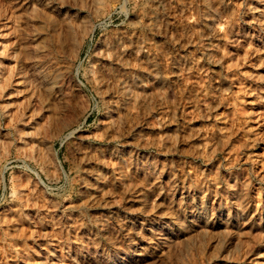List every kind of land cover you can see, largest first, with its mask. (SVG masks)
Here are the masks:
<instances>
[{
	"label": "rangeland",
	"instance_id": "1",
	"mask_svg": "<svg viewBox=\"0 0 264 264\" xmlns=\"http://www.w3.org/2000/svg\"><path fill=\"white\" fill-rule=\"evenodd\" d=\"M261 8L0 0V264H257Z\"/></svg>",
	"mask_w": 264,
	"mask_h": 264
},
{
	"label": "bare ground",
	"instance_id": "2",
	"mask_svg": "<svg viewBox=\"0 0 264 264\" xmlns=\"http://www.w3.org/2000/svg\"><path fill=\"white\" fill-rule=\"evenodd\" d=\"M262 9V8H261ZM50 10V9H49ZM262 10H264V9H262ZM212 12V11H211ZM263 12V11H262ZM262 14V13H261ZM42 15L43 16H45V18H47L52 24H54V23H57V20H56V18H53V17H51L50 15H47L46 14V11L45 12H43L42 13ZM264 15V13L262 14V16ZM27 18H28V16H27ZM263 19H264V16H263ZM15 21V20H14ZM59 22V21H58ZM59 25V24H58ZM213 25V24H212ZM31 30V29H30ZM213 30V29H212ZM65 34V33H64ZM237 40V39H236ZM4 43V42H3ZM22 43V42H21ZM27 48V47H26ZM263 50V49H262ZM231 52V51H230ZM27 55V54H26ZM22 56H23V54H22ZM259 57V56H258ZM257 58V57H256ZM261 58V57H260ZM259 58V61L262 59H260ZM25 61V60H24ZM258 61V60H257ZM15 64V63H14ZM258 64V63H257ZM261 65V64H260ZM14 69V68H13ZM11 71V70H10ZM11 73V72H10ZM9 73V74H10ZM12 74V73H11ZM10 78V77H9ZM33 84V83H32ZM108 199V198H107ZM193 214V213H192ZM196 215V214H195ZM221 222H223V221H221ZM204 223H206V220H205V222ZM146 226V225H145ZM184 228V226L183 227H178V229H176V231L175 232H179L180 230H182ZM207 228V227H206ZM158 229V228H157ZM263 230V241H264V228L262 229ZM169 231V230H168ZM145 233H147L146 231H145ZM173 233H174V231H173ZM173 233H171L170 231L169 232H165V230H161V229H158V231H157V234L159 235V237L157 238L161 243H165V244H167V246H171V243L173 242L172 240L174 239H172V235H174ZM176 233V234H177ZM181 234V233H180ZM179 234V235H180ZM173 237H176V236H173ZM227 241V240H226ZM186 243V242H185ZM213 243H214V245H215V247H220L221 246V243L223 244V240H222V237L221 236H219V235H217V236H215L214 237V240H213ZM187 244V243H186ZM185 246V245H184ZM217 249H219V248H217ZM177 250V249H176ZM264 252V251H263ZM178 254V253H177ZM221 255V254H220ZM257 264H264V254H263V256H262V253L261 252H259L257 255ZM113 257V256H112ZM113 259V258H112ZM114 259H115V261L117 262V264H124L123 263V261H124V259L122 258V257H120V256H118V255H116V256H114ZM108 260V259H107Z\"/></svg>",
	"mask_w": 264,
	"mask_h": 264
}]
</instances>
